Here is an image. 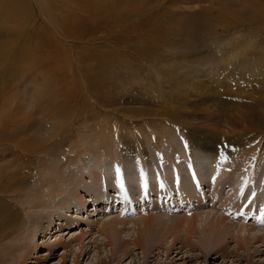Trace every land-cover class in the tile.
<instances>
[{
    "label": "bare ground",
    "instance_id": "6f19581e",
    "mask_svg": "<svg viewBox=\"0 0 264 264\" xmlns=\"http://www.w3.org/2000/svg\"><path fill=\"white\" fill-rule=\"evenodd\" d=\"M67 1H70L69 4L77 7L78 11L88 12V24L98 20L97 22L102 23L100 26L107 27V24L101 22L102 12L106 11L103 14L108 15L112 13L116 14L115 17L111 18L117 19L118 21L112 20L111 23L113 21V25L119 24L118 22L123 23V26L119 25V27L123 29V32L129 34L133 33V31L135 32L137 27L147 34V30L145 29L147 27L149 28L150 21L153 17L157 19V8L168 2L167 0ZM200 1L211 3V5L215 7L217 6L219 8V13H209L207 15L209 17H204V20H200V24L189 25L190 28H194V31L191 32H197L200 35H213L212 33L217 26L215 23L211 22L217 19H224L223 22L225 24V20H227L229 25L233 23L234 25L238 24L237 26L239 27L246 26L247 28H252L258 25H264V0ZM84 2L86 4L82 6L81 4ZM33 3L36 5L35 11L38 12L41 20H44L65 44L70 45L68 37L57 28L56 22H58V19L56 18L55 22L50 12V9L53 8L49 6V0H33ZM21 7L22 10L24 9L23 12L27 14L31 13V10H33L31 3L26 0H2L0 4V49H2L0 52V107H2V105L8 106L9 108H5V110L9 111L11 119L13 120H15L17 116L21 118V95H24V92H21L20 84L18 85V81L16 80L21 68V66L18 67V65L21 64ZM60 7V9H63L62 5H60ZM236 7L238 10L233 11V8ZM152 12L155 13V15H153ZM161 13H163V11H161ZM146 14H148V16L144 17ZM236 14L238 16L236 18L238 23L233 21V16ZM142 17L144 18L140 20V23H136V21ZM229 17H232L233 22L229 21L231 19ZM198 18L200 17L198 16ZM125 23L127 26H125ZM225 24H218L221 29L220 31L216 29L215 33L228 32V24ZM151 28L154 29L152 26ZM141 32L142 31L138 34H143ZM117 37L119 41L124 40L123 37L128 41L132 38L123 36L118 32ZM136 37L137 38H135L133 42L138 43L139 40V43H144V45L145 42L148 41L147 39H150V37L144 39H138V36ZM240 37L241 35L238 34L237 37H232L230 41L221 44L223 48H227L230 52V60L228 63L215 66L204 64L196 70H192L189 75H185L184 78L179 79V83L176 80V85L178 86L180 84V87L171 86L172 92L170 91V98L178 105L170 106L171 104H169L168 112L171 116H179V118H181V115L186 116L187 118H182L181 120L189 119V121H191L185 123V125L182 124V126H185L184 128L190 132V141L188 142L187 140V145H185L186 150L182 147L180 138L171 134V136L164 138L159 143L156 142L153 146L147 145V142L143 144L139 142L138 139L137 141L135 140L140 149L138 153L142 156V162L139 161L140 158L138 159L140 155L134 153L131 147H125L127 150H120L119 154H117L118 151H116L115 156L100 154L96 158L91 156L89 146L83 144V139L81 137V139L73 145L72 153H74V155L73 158L70 160L68 159L69 163L67 166H63V164L60 167L56 166V164L41 166L42 171L39 175H44L46 178L40 182V187L36 189L37 191L35 190L33 193H28V200L31 198L34 200L32 199L33 202L26 203L29 207L22 212L17 206L12 204L13 201L11 202V199L21 200V191L24 189L26 181L29 179H27V176L32 173L30 167L33 165L28 157L29 155L24 153L22 156L21 151L32 152L33 154L34 149L33 147L31 149H23L19 146L18 148L22 149L20 151V157L26 162L22 166L19 165L21 166L19 168L20 171L14 173L17 178L8 177L6 180L4 179V182L3 180L2 182L0 181V264H36V259L41 256V252H36L40 247H42V249L45 247L47 250H53L56 249L57 246H62L61 248L64 250L60 255L59 264H67L69 261L70 264H81L89 253V250H87L88 246L98 250V252L101 250V247L108 246L114 251V254L120 253L122 258L125 259L131 252L128 248L129 242L121 241L117 238V235L121 233V231L118 230V226H125L127 224L140 226L138 228L139 232H137V237L132 241V245L136 249H141L143 251L141 264H152L153 262L154 264H169L170 262L160 263L154 260L155 252L164 248L165 258L173 256V259L180 256L184 247H188L189 250L198 249L199 254H201L200 256L206 260L207 258H220L222 259V263L224 261L223 264H227L229 259H233L234 256L235 260H232L233 262L231 264H239L241 262H245L246 264H262L263 262L253 263L251 259L255 256L251 257L250 255L246 258L244 253L246 249H250V247L252 248L256 244H259L257 247H263L264 249V229L258 228L259 225L261 226L264 223V195L261 193L262 190L260 191L262 180H264V162H262V165H260V162L257 166L253 167L251 164L254 158H250L248 159L250 165L241 172L240 169L237 170L238 165L234 166L236 163L234 160H236L237 157L239 159L241 156L239 151H241L242 148H247L251 143L259 141L260 139L264 141V68L261 63L257 65L256 62L250 61L252 59H247V53L253 41L250 42L249 39H247L246 41L243 40L244 43L241 41L239 42L238 40ZM155 40H157V38H152L149 41L153 43ZM147 43L149 42H146V48H143L140 54L147 55L152 47V50L157 48V44H151V48L148 49ZM198 78H201V80L198 81ZM184 81H188V83L186 84ZM181 82L184 84L182 85ZM136 93L133 95L134 99L132 98V102L134 101L133 103H140L145 100H147L146 102L152 101L150 93L145 89L138 90ZM138 93H142L143 99L139 98ZM156 95L158 101L163 100L160 88ZM16 109L18 110L17 114L14 113ZM127 111L129 115H132V112L137 114V116L149 114L147 109ZM216 111L218 112L217 114ZM0 112H2V108ZM164 112L165 114L168 113L167 111ZM200 112H213V115L216 114L214 118H216L217 123H219V125L222 123L223 125L221 126L224 130L221 132L227 135H233L234 145L232 146L230 141L231 145L225 144L223 146L224 150H221L219 146L209 138L211 134L207 132L211 131L206 127L199 126L200 123L203 124L208 118L206 114L200 116L202 114ZM5 114L6 117L9 116L7 115L8 113L5 112ZM133 118L134 117H125L127 120ZM159 119L160 121H166L165 118ZM4 121L0 122V146L4 143L6 145V142L12 138L10 135L5 134L8 125L5 126ZM144 121L146 120L143 118L141 122ZM17 126L20 130V134H24L26 130H29L25 129L23 132L21 124ZM166 128L167 127L164 125L161 126L160 135L166 132ZM51 130L53 131V129H50V131ZM41 131L45 130L42 128ZM35 133L38 134V132ZM219 133H217L218 136L221 135ZM104 134L105 133L102 135ZM144 134L143 132V135ZM67 137L68 135L65 138ZM99 137L100 141L98 145L100 147L110 146V141L113 140V138H108L106 135ZM38 140L41 141V139ZM126 144L127 143H125V145ZM43 148V145L38 147L39 150H44ZM152 150L157 152H155L157 157L155 154L153 155ZM262 155L261 153L258 159H263L264 156ZM226 157H229L228 161L225 159ZM48 159H50V157ZM74 164H80V172L78 175L71 171L69 167V165L72 166ZM14 174L11 175L14 176ZM80 179H84V181H80ZM243 179L246 180V182L242 184L241 182ZM144 181H148L149 186H147ZM213 182V190L218 199L220 195H222V191L227 187L229 188L228 191L231 189L232 193L230 196L226 200H223L225 202L223 203L224 205H230L226 208H237V206L233 205V202L239 203L240 201L241 204L239 206H245L247 204L246 209H238L232 213L234 214V218H236L241 217V213L244 212L245 215H243V217L246 216V218H239L240 223L237 224L233 222V218L230 219L231 222L226 221L229 216L225 215L220 216L217 220L205 221L204 226L198 230L199 224H197L196 228V221H199V219H197L196 216L191 215L189 217L180 218L169 214H159L158 216L147 215L146 217L129 222L125 220H116L115 218H107L106 220L87 222V228L84 226V229H81L83 226L81 227L78 225L82 221L78 216L82 215L84 212L88 213L90 210L96 213L101 205H107L109 208L112 207L114 209V207L117 208V206L121 204L126 207L125 210L128 209V212L129 209H131L130 207L134 206V204H139L141 201H144V199L139 201L136 200L135 202L137 203H133V196L135 195L132 193H135V189L138 190V195L141 193L140 197L148 195L151 191L155 193L154 196L156 199H159L161 205H155L154 207V211H158V213L170 210L168 204L169 200L171 201L170 204L174 206L177 200L178 203H184L183 201L185 199L188 204L193 203L195 205L197 202L198 205H201L202 200L199 199L202 194L201 189L203 188L209 193ZM151 183L154 185L150 186ZM144 185H146V188H144ZM149 188H151V191ZM107 192H110L108 193L110 195L106 194ZM163 192H167L166 195H163ZM241 194H243L242 199H238ZM162 195L165 197V201L161 200ZM163 202L167 203L165 207L163 206ZM88 203H90L92 207H87L86 205ZM143 205H145V203ZM143 205L138 208V211L142 209ZM257 206L262 208L260 212L254 209ZM90 207L91 209L88 210ZM77 208L78 214L80 215L76 216V213L74 214L71 212V224H66V230H68V232L59 235L62 227L65 225L60 224L57 217H66V214L72 210L75 211ZM79 208H81V210H79ZM113 209L110 210L112 211ZM181 209L182 208H180V210ZM44 211L50 214L48 216L50 223H52L50 229L47 226V222L43 223L40 220L41 214ZM97 215L99 216V214L95 216ZM25 216L29 225L27 230H23ZM61 220L62 219H60V221ZM95 227L98 232L105 235V244L99 243L97 239L92 241L91 239L88 240L91 236V234H89L91 231L90 229ZM77 230L79 232L75 233ZM180 232L185 235L183 236L185 240H181V246L176 247L177 236ZM47 235V241L38 243L40 237L44 238ZM167 235L174 236L172 239L173 243L168 247H164L163 239ZM194 235L201 236V240L195 242L200 247H196L195 243H191ZM199 236L197 237L199 238ZM65 237H68V239H65ZM180 238L183 239L182 236ZM229 240L235 243V249L229 250ZM5 241L6 243H4ZM258 251H254L255 254H257ZM152 253L154 256H151ZM111 258L113 259H110L108 262L103 258H99L95 264H110L112 261L115 264L123 263L114 255H111Z\"/></svg>",
    "mask_w": 264,
    "mask_h": 264
},
{
    "label": "rangeland",
    "instance_id": "374dc122",
    "mask_svg": "<svg viewBox=\"0 0 264 264\" xmlns=\"http://www.w3.org/2000/svg\"><path fill=\"white\" fill-rule=\"evenodd\" d=\"M1 1L2 0H0V4ZM26 1L31 3L33 10H31V13H28V15L23 12L24 9L22 10L21 7V64L18 65V67L21 66V68L16 77L18 85L20 84L19 86H21V92H24V95H21V118H18L17 116L15 120L11 119L9 111L7 110V112L5 110V108L9 107L6 105L0 107V109L2 108V112H0V122L5 120V126L8 125L5 134L12 137L6 142V145L4 143L0 146V181L2 182L3 180L4 182V179L6 180L8 177L17 178L14 173L20 171L19 168L26 162L20 157L21 148L31 149L33 147L34 149V155L32 152L21 151L22 156L24 153L29 155L28 157L33 165L30 167L32 173L27 176V179H29L27 181L25 180L26 185L21 191V200L11 199V202L13 201L12 204L17 206L22 212L29 207L26 203L33 202L34 200L33 198H29L30 200H28V193H33L40 187V182L46 178L44 175H39L42 171L41 166L51 164H56L58 167L62 166V164L63 166H67L69 163L68 159L70 160L74 155V153H72L73 145H75L81 137L83 139V144L89 146L91 156L96 158L100 154L115 156L116 151H118L117 154H119L120 150L126 151V148L128 147H131L134 153L140 155V153H138V151L140 152V149L136 143L137 139L143 144L147 142V145L149 144L153 146V144L155 145L156 142L159 143L164 138L171 136V134L180 138L182 147L186 150L185 145H187V140L188 142L190 141V132L186 130L184 128L185 126H182V124L185 125V123L191 121H189V119L181 120L182 118H187L186 116L181 115V118H179V116H171L168 112L169 104H171L170 106L178 105L170 98L172 92L171 86L177 88L180 87V84L178 86L176 85V80L179 83V79L184 78V76L189 75L192 70H196L204 64L215 66L221 65L222 63H228L230 60V52L227 48H223V45L221 46V44L230 41V38L237 37L238 34H240L241 37L238 40L239 42L241 41L244 43L247 39H249L250 42L253 41L251 48L248 50L247 59H252L250 61L256 62L257 65L261 63L264 68V25H258L257 27L254 26L252 28H247L246 26L239 27L237 26L238 24H235L236 26L233 23L229 25L227 20H225L226 24H228V32L218 34L215 33L216 29L220 31V25L225 23L223 22L224 19H217L211 22L215 23L217 26L212 33L213 35H200L197 32H191L194 31V28H190L189 25L200 24L202 20L209 17L207 16L209 13H219V8L217 6H212L211 3L204 1L167 0V3L157 8V19H154L155 17L152 18L149 23V28L147 27L145 29L147 30V34L144 33L143 30L138 29V27L135 29V32L133 31V33L129 34L123 32V29L119 27V25L123 26V23L118 22L119 24L114 25V21L111 23L112 20L118 21L117 19L111 18L116 16L114 13L108 15L103 14L106 11L102 12L101 22H104L109 27L100 26L102 23L97 22L98 20L94 23L90 22L91 24H88V12L78 11L77 7L69 4L70 1L67 0H49V6H52L53 8L50 9V12L52 13L55 22L56 18L58 19V22H56L57 28L68 37L70 45L65 44L54 30L49 27L44 20H41L40 15L35 11L36 5L33 3V0ZM85 4L86 3L84 2L81 5L84 6ZM60 5H62L63 9H60ZM237 10V7L233 8V11ZM161 11H163V13H161ZM152 14L155 15L153 12ZM146 16H148V14L144 17ZM198 16L200 18H198ZM144 17L137 20L136 23H140V20ZM237 17V14L233 16V21L238 23L236 19ZM229 18H231L229 21L233 22L232 17ZM125 26H127L126 23ZM151 26L154 27V29L151 28ZM140 31H142L141 33L143 34H138ZM117 32L128 38H132L128 41L123 37L124 40L119 41ZM136 36H138V39L150 37V39H147L148 41H146L149 42L147 43V48H151V44H157V48L152 50V47L147 55L140 54L142 49L146 48V42L145 45L144 43H139V40L138 43L133 42V40L137 38ZM152 38H157V40L150 43L151 41L149 40ZM1 50L2 49H0V52ZM197 80L200 81L201 78H198ZM184 82L186 84L188 83V81ZM181 84L183 85L184 83L181 82ZM159 88L162 91L163 100L161 101H158L156 95ZM141 89H145L150 93V96L152 97L151 102H146L147 100L143 102L141 101V104L133 103L134 101L132 102L133 95ZM138 96L140 99H143L142 93H138ZM139 109H147L149 114L137 116V114L132 112V115H129L127 111ZM164 111H167L168 113L165 114ZM5 112L8 113L7 115L10 117H6ZM14 113L17 114L18 110H14ZM200 113H202L200 116L206 114V117L208 118L203 124L200 123L199 126L206 127L211 131L207 132L211 134L209 138L215 142L221 150H224L223 146L225 144L230 146L232 143V146L234 145L233 135H227L226 133L221 132L224 130L222 127L223 125L222 123L219 125L216 118H214L218 113L217 111L215 115L212 114L213 112ZM125 117L134 118L127 120ZM143 118L146 121L141 122ZM159 118H165L166 121H160ZM19 124H21L23 132L25 129L29 130H26L24 134H20V130L17 126ZM163 125L167 127L165 129L166 132L160 135V128ZM42 128L45 131H41ZM50 129H53V131H50ZM35 132H38V134ZM143 132L145 133V136L143 135ZM103 133L105 134L102 135ZM217 133L221 135L218 136ZM67 135L68 137L65 138ZM105 135L108 138H113V140L110 139L111 147H100L98 145V142L100 141L99 136ZM38 139H41V141ZM125 143H127V146ZM42 145L44 150H39L38 147ZM19 146H21V148H18ZM244 148L239 151L241 155L239 159L237 157V159L234 160V162L236 161L234 166L238 165L237 170L240 169V171L243 172L245 168L250 165L248 162V159L250 158H254L251 166L255 167L260 162V165H262L264 158L258 159V156L261 155V153L263 154L262 156H264L263 139L254 141L247 146V148ZM152 152L154 155L156 151L152 150ZM155 156L157 157V154H155ZM49 157L50 159H48ZM138 159L140 162L143 160L141 155ZM225 159L228 161L229 157H226ZM79 166L80 164L69 165L71 171L75 172L76 175L80 172ZM11 174H14V176ZM80 181H84V179H80ZM144 182L149 186L148 181ZM245 182L246 180L243 179L241 183L243 184ZM146 185H144V188H146ZM151 185L153 186L154 184L151 183L150 186ZM150 189L151 188H149V190ZM213 189L214 182L209 193L203 188L201 189L202 194L199 198L202 200L201 205H198L197 202L195 205L193 203L188 204L185 199L183 201L184 203H178L177 200L174 206L170 204L171 201L169 200L168 204L170 210L162 213L154 211L155 205H161L159 199H156L154 196L155 193L151 190L148 195L140 197L141 193L138 195L139 192L135 189V193H132L135 195L133 196V203H137L135 202L136 200L139 201L142 199H144L145 202L141 201L139 204H134V206L130 207L131 209H129L128 212V209L125 210L126 207L119 204L117 208L114 207V209L112 207L109 208L107 205H101L99 210L96 213H93L90 210L92 205L88 203L86 206H91L88 209L90 210L88 213L82 212L83 214L80 215L78 214L79 212L77 208L75 211L72 210L66 214V217H57L59 219L58 222L65 225L62 227L59 235L68 232V230H66V224H71V212L74 214L76 213V216L80 215L78 217H80L82 221L78 225L81 227L83 226L81 229H84V226L87 228V222L101 221L106 220L107 218H115L116 220H125L129 222L146 217L147 215L158 216L159 214H169L180 218L189 217L191 215L196 216L197 219H199V221H196V228L197 224H199V227L197 228L198 230L204 226L205 221L217 220L220 216H229L226 221L231 222L230 219L233 218L234 221H232L237 224L240 223L239 218H246V216L243 217V215H245L244 212L241 213V217L236 218H234V214L232 213L238 209H246L247 204L245 206H239L241 204L240 201L239 203L233 202V205L237 206V208H230L231 210L226 208L230 205L227 206L223 204L225 203L223 200H226L232 193L231 189L228 191L229 188L227 187L222 191V195H220L219 199L216 197ZM109 190L112 191L111 189ZM260 191L262 195H264V180H262ZM108 193L110 192H107L106 194ZM166 193L167 192H163V195H166ZM163 195L161 200L165 201L166 199ZM242 196L243 194H241L238 199H242ZM144 203L145 205H143ZM165 204L167 203L163 202L164 207L166 206ZM142 205L143 207L141 210L144 211H138V208ZM257 207L254 209L260 212V209L262 208L260 206ZM180 208L183 210H180ZM110 209L113 210L111 211ZM79 210H81V208H79ZM96 214H99V216H95ZM41 215V222H47V226L50 229L52 223H50L48 217L50 215L49 212L45 213L44 211ZM24 219L26 221L24 220L25 225L23 226V230H27L29 225L26 216ZM60 219L62 220L60 221ZM263 224L261 226L259 225L258 228L264 229ZM139 227L140 226L138 225L133 226L132 224L118 226V230H120L121 233L117 235V238L121 241L129 242L128 248L131 251L130 254H128L129 256L127 255L125 259L122 258L120 253L114 254V251L108 246L101 247L99 252L88 246L87 250H89V253L81 264H95L99 258H103L108 262L110 259H113L111 258V255H114L121 260L123 262L122 264H141L143 251L141 249H136L132 245V241L137 237V232H139ZM90 230L89 234H91V236L88 240L91 239L92 241L97 239L99 243L105 244L106 240L104 239L105 235L103 233L98 232L96 227L91 228ZM77 232L79 231H75V233ZM181 236L183 239L180 238ZM183 236L185 235L182 232L178 234V239L175 245L176 247L181 246V240H185ZM197 236L194 235L191 243L201 240V236H199V238ZM47 237L48 235L44 238L40 237L38 243L41 241H47ZM173 237V235L165 236L163 239V246L168 247L172 245ZM65 239H68V237H65ZM4 243H6V241ZM195 246L198 247L199 245L195 243ZM257 246H259V244L254 245L252 248L250 247V249H246L244 255L246 258L250 255L251 257L255 256L251 259L253 263L263 262L262 264H264V249L263 247L260 248ZM61 247L57 246V248L53 250H47L45 247V249H42V247H40L36 252H41V256L36 259V264H59L60 255L64 251ZM228 248L229 250L235 249V243L230 242L229 240ZM162 249L155 252V256L153 253L151 254V256H154V260L160 263H224V261L222 263V259L220 258L204 259L200 256L201 254H199V250L196 248L195 250H189L188 247H184L180 256L173 259V256L165 258V250L164 248ZM254 251H258V253L255 254ZM232 260H235V256L233 259H229L227 264H231L233 262ZM67 264H70V261ZM110 264L115 263L112 261ZM152 264H154V262ZM239 264L246 263L241 262Z\"/></svg>",
    "mask_w": 264,
    "mask_h": 264
}]
</instances>
